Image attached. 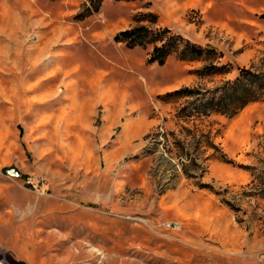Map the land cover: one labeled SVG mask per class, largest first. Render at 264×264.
<instances>
[{"label": "rangeland", "instance_id": "374dc122", "mask_svg": "<svg viewBox=\"0 0 264 264\" xmlns=\"http://www.w3.org/2000/svg\"><path fill=\"white\" fill-rule=\"evenodd\" d=\"M94 2L0 0V259H264V0ZM137 25L210 50L152 63Z\"/></svg>", "mask_w": 264, "mask_h": 264}, {"label": "trees", "instance_id": "16d2710c", "mask_svg": "<svg viewBox=\"0 0 264 264\" xmlns=\"http://www.w3.org/2000/svg\"><path fill=\"white\" fill-rule=\"evenodd\" d=\"M103 0H95V5L98 8ZM115 40L125 42L128 47L146 46L154 44V49L149 57V61L159 64H164L169 56L177 54L182 60H192L201 57L210 48H203L185 38L181 34L174 33L170 28L153 29L147 25H137L129 29L120 31ZM241 76L246 79L259 78L260 75L252 72L248 68L241 69ZM233 86L230 98L232 101L241 100L242 106H245L249 101L258 98V93L248 84H242L240 79L236 80Z\"/></svg>", "mask_w": 264, "mask_h": 264}, {"label": "crops", "instance_id": "0c3cea01", "mask_svg": "<svg viewBox=\"0 0 264 264\" xmlns=\"http://www.w3.org/2000/svg\"><path fill=\"white\" fill-rule=\"evenodd\" d=\"M224 264H264V259L258 254L239 255L236 260H229Z\"/></svg>", "mask_w": 264, "mask_h": 264}, {"label": "bare ground", "instance_id": "6f19581e", "mask_svg": "<svg viewBox=\"0 0 264 264\" xmlns=\"http://www.w3.org/2000/svg\"><path fill=\"white\" fill-rule=\"evenodd\" d=\"M0 264H5V263L0 259Z\"/></svg>", "mask_w": 264, "mask_h": 264}]
</instances>
